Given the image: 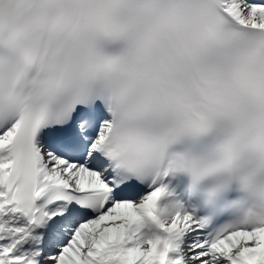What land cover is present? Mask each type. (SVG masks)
I'll list each match as a JSON object with an SVG mask.
<instances>
[{"label":"snow or ice","instance_id":"1","mask_svg":"<svg viewBox=\"0 0 264 264\" xmlns=\"http://www.w3.org/2000/svg\"><path fill=\"white\" fill-rule=\"evenodd\" d=\"M0 264H264V0H0Z\"/></svg>","mask_w":264,"mask_h":264}]
</instances>
